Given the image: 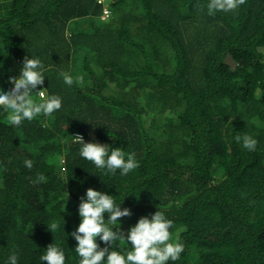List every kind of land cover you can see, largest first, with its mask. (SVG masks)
<instances>
[{
	"label": "trees",
	"instance_id": "16d2710c",
	"mask_svg": "<svg viewBox=\"0 0 264 264\" xmlns=\"http://www.w3.org/2000/svg\"><path fill=\"white\" fill-rule=\"evenodd\" d=\"M207 2L108 0L103 19L97 0H0L4 76L38 55L48 68L39 98L62 97L50 117L15 128L0 111V264L12 252L47 264L39 257L58 241L78 264L66 235L90 186L131 208L125 233L164 210L185 245L169 264H264V0L213 15ZM77 133L135 153L139 166L103 173L79 157ZM243 134L255 150L235 141Z\"/></svg>",
	"mask_w": 264,
	"mask_h": 264
},
{
	"label": "clouds",
	"instance_id": "9594fccd",
	"mask_svg": "<svg viewBox=\"0 0 264 264\" xmlns=\"http://www.w3.org/2000/svg\"><path fill=\"white\" fill-rule=\"evenodd\" d=\"M244 3L245 0H208L207 12L213 15L217 11H234ZM4 71L2 62L0 78L11 81V84L8 87L0 86V111L6 114L11 127L15 128L23 121H31L41 115L50 117L62 108V97L57 94L50 93L45 98H39L42 96L41 90L47 88L44 83L45 77H48V68L40 56L32 53L26 55L17 73L8 70L5 77ZM62 78L66 85L74 83L70 74L62 73ZM75 82L82 84L84 76L77 75ZM72 136V142L79 144V157L90 161L107 175H115L118 171L121 176H126L139 166L135 153H126L122 147H113L94 139L86 142L81 134ZM234 139L249 151L256 148L257 140L252 135H237ZM23 163L28 169L33 167L30 158ZM45 181L43 174H37L34 182ZM68 195L67 192V199ZM122 203L118 195L90 186L79 198V223L70 233L65 232L63 217L62 232L76 241L74 252L78 264H169L180 260L185 245L171 231L173 221L164 210L157 208L150 214L141 215L125 233L121 218L131 216L132 210L121 207ZM47 225L51 230L57 227L55 224ZM67 259L66 248L59 241L50 243L39 257L47 264H66ZM7 264H18L16 252L7 257Z\"/></svg>",
	"mask_w": 264,
	"mask_h": 264
},
{
	"label": "built area",
	"instance_id": "2783aa9c",
	"mask_svg": "<svg viewBox=\"0 0 264 264\" xmlns=\"http://www.w3.org/2000/svg\"><path fill=\"white\" fill-rule=\"evenodd\" d=\"M99 2H103V0H98ZM110 10L107 8V7H105L104 8V11H103V15H102V17L103 18H108L109 16H110ZM44 94V92H42V95Z\"/></svg>",
	"mask_w": 264,
	"mask_h": 264
},
{
	"label": "rangeland",
	"instance_id": "374dc122",
	"mask_svg": "<svg viewBox=\"0 0 264 264\" xmlns=\"http://www.w3.org/2000/svg\"><path fill=\"white\" fill-rule=\"evenodd\" d=\"M93 20L96 21L95 19H93ZM225 59L230 64V66H232V67L235 66L236 63L232 60V58L229 55H227ZM42 96H44V95H42Z\"/></svg>",
	"mask_w": 264,
	"mask_h": 264
},
{
	"label": "bare ground",
	"instance_id": "6f19581e",
	"mask_svg": "<svg viewBox=\"0 0 264 264\" xmlns=\"http://www.w3.org/2000/svg\"><path fill=\"white\" fill-rule=\"evenodd\" d=\"M97 1H98V0H97ZM98 2H99V1H98ZM107 2H108V0H103V2H100V3H103V4H104L103 11H104V8L107 7V8L110 10V13H112V11H111L110 7L108 6V3H107ZM102 15H103V12H102ZM102 15H101V16H102ZM110 15H111V14H110ZM102 18H103V17H102ZM103 19H107V18H103ZM77 134H80V133H77ZM77 134H76V135H77ZM81 135H82V134H81Z\"/></svg>",
	"mask_w": 264,
	"mask_h": 264
}]
</instances>
